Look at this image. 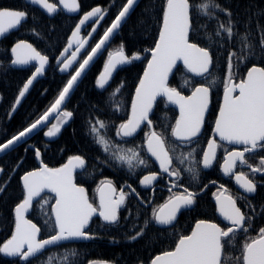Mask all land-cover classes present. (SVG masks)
I'll return each instance as SVG.
<instances>
[{
  "label": "trees",
  "instance_id": "16d2710c",
  "mask_svg": "<svg viewBox=\"0 0 264 264\" xmlns=\"http://www.w3.org/2000/svg\"><path fill=\"white\" fill-rule=\"evenodd\" d=\"M126 0H78L80 13H83L97 4H101L105 14L104 20L95 34L92 43L78 59L77 63L66 72H59L54 65L55 60L64 47L68 35L74 27L77 18L58 14L52 18L44 16L37 9L25 4L24 0H0V9H20L28 13L27 19L21 24L17 32L12 33L0 41V144L5 143L13 135L18 134L31 123L43 115L51 104L58 98L71 74L83 61L94 44L107 29L115 16L121 10ZM190 5V42L213 49L214 60L210 75L196 77L179 66L168 82L170 87L177 88L181 94H189L195 86L209 84L211 105L205 120L203 133L195 143L188 148H182L171 138V128L174 126L176 114L163 99H159L150 116L153 130L167 136L169 146L179 145L173 155L171 168L180 171L189 167V162L181 164L175 157L181 152H188L195 148L194 156L197 161L201 151L211 133L212 120L218 107L221 92L227 80L228 53L236 50L241 53L243 43L251 48L245 52L253 53L242 62L233 57V79L240 80L246 71L252 67L264 68V0H189ZM166 0H140L138 5L122 25L108 48L92 65L82 81L78 84L63 111H72L73 117L69 123L61 128V132L53 138L44 135L47 127L35 134L26 143L0 157V246L6 243L14 231V208L24 199V190L19 178L37 168L34 159L35 151L39 150L41 162L48 168H59L69 158L79 155L85 160V168L75 175V183L93 194L96 188L109 182L117 189L131 185L136 191L139 188V179L154 170L153 164L143 151V141L147 128L137 136L122 138L117 136L119 125L129 118L133 94L144 72L149 56L147 51L154 48L158 38L163 18V8ZM208 4L207 10L198 6ZM219 5L220 9L215 6ZM224 10L230 11L227 15ZM211 13L212 15H208ZM233 25V38L227 39V34L215 36L221 23ZM211 35L212 43L208 37ZM247 36V40L243 38ZM30 43L42 55L49 58V65L44 73L30 86L21 103L15 105L16 98L24 83L34 72V66L24 69L10 67L9 48L16 41ZM219 40L223 47L216 41ZM123 48L125 55L139 56L131 60L114 74L110 84L105 89L96 85L97 77L103 69L109 52L120 51ZM113 53V52H112ZM191 83L185 86V80ZM119 88V92L116 89ZM62 111V112H63ZM62 112L59 113V117ZM104 121L106 128H99L96 121ZM96 127L101 136L107 138L110 145H120L123 149L135 148L142 158L148 160V166L129 169L126 164H119L110 159V152L106 153L103 147L96 143V136L90 129ZM30 144L32 149L27 148ZM184 149V150H183ZM107 161V163H105ZM199 175L193 181H185V177H193L187 171L178 176L183 185L191 190H199L209 179L210 173H202L199 165ZM125 204L118 209L119 221L116 224H105L94 219L86 232L94 238L86 243H68L49 248L35 258L22 261L18 257H4L0 254V264H149L158 254L171 251L181 235H188L193 224L198 220L216 221L209 193L196 199L191 211L182 213L174 227L167 229L156 228L153 224V211L139 205L129 194ZM47 201V203H44ZM53 198L44 195L32 206L28 220L35 223L40 229V238L44 239L54 234L50 206ZM252 217L248 231L236 233L235 240L230 246L222 250L221 264H242L243 245L259 235L264 228V190H257L251 199L247 213ZM148 224L145 225V221ZM46 221H48L46 223ZM144 228V233L137 239L130 236Z\"/></svg>",
  "mask_w": 264,
  "mask_h": 264
},
{
  "label": "snow or ice",
  "instance_id": "6c2138e0",
  "mask_svg": "<svg viewBox=\"0 0 264 264\" xmlns=\"http://www.w3.org/2000/svg\"><path fill=\"white\" fill-rule=\"evenodd\" d=\"M28 2L38 5L50 15L57 11L56 4L49 2V0H28ZM136 3L137 0H126L111 25L103 32L100 41L91 48L87 57L79 63L74 74H71L70 79L67 80L51 107L35 122L24 128L23 131L0 144V152L10 149L34 130H38L47 124L50 114L60 109L66 98L69 97L74 85H77L79 79L86 72L89 64L102 53L110 37L115 34L123 22H126V18L134 10ZM60 4L71 13H75L79 9L77 0H60ZM191 7L189 0H166L159 37L155 47L151 49L152 58L148 61L143 77L135 89V96L131 105V116L126 122L121 123L117 129L118 137L132 138L143 122H147L148 127H153L149 117L153 102L156 101L157 97H164L169 103L178 105L180 112L179 118L176 119L175 125L171 128V136L184 146L196 142L201 132L205 112L209 106L210 84L214 81H210L207 85L195 86L189 96L181 95L177 88L170 87L167 83L169 74L173 71L177 61H182L187 71L197 77L210 75L214 60L213 49L200 46L196 42H190ZM198 7L207 10L209 5L202 4ZM215 7L220 9L219 5ZM224 11L227 15H231L230 11ZM101 12L102 8L100 6L94 7L79 20L68 41L69 47L75 43L76 49L72 52L70 58L63 61L60 67L61 72H66L69 69L73 62L77 60L78 53L84 48V42L76 39L81 26ZM207 14L212 15L211 13ZM27 16L28 13L25 10L0 9V35L11 29H16L22 22L26 21ZM102 19L103 17L96 20L95 23L99 25ZM92 31H95V28ZM223 33L227 34L229 41L232 40L233 25L231 21L227 25L221 23L219 30L215 32V36L220 37ZM206 38L211 44V35ZM243 40L246 41L247 36ZM216 43L223 47L219 40ZM261 46L264 47V40H261ZM251 47V45L243 43L242 54L238 56L235 49L228 53L224 100L215 120L214 133L220 141L244 145V148L242 151L233 150L227 153L222 165L225 175L233 172L237 161L241 165L246 163V153L254 152L258 147L264 149V68L252 66L249 68L245 79H242L239 83L231 82L234 67L233 57H237V62L246 60L253 53L245 52L244 49ZM64 51L67 52L68 49L66 48ZM11 53L14 57L11 60L12 65H28L32 61H35L37 65L32 76L24 83L16 98L15 105H19L21 98L25 96L33 81L44 73L49 58L42 55L30 43L24 41L16 43L12 47ZM135 59H139V56L134 55L131 57V60ZM131 60L125 55L123 48L115 53L109 52L103 71L96 81L97 87L102 90L105 89L117 66L128 64ZM190 83L187 79L184 82L185 86H189ZM119 90L117 88L113 95L118 93ZM237 91L238 95H233ZM72 117V111H63L61 119L52 124L44 135L46 137L57 136L61 132L62 126L67 124ZM96 123L99 128L107 127L104 121L98 120ZM90 131L95 134L96 143L101 145L106 153L110 152V159L119 164H126L129 169L139 166L147 168L148 160L142 158L135 148L123 149L120 145H110L109 140L101 136L96 127H92ZM167 139L166 135L151 131L146 135V151L158 162L160 171L166 173L169 177H178L181 172L187 171L192 174L193 179H196L199 175L196 165L202 163L204 169H208L213 165L218 144L215 139H209L207 149L203 151L202 161L196 160L193 155L195 148H193L191 151L181 152L179 156L175 157L181 164L187 161L190 166L180 171L173 170L171 168L173 155H170V152L175 154L179 145L169 146ZM35 154L39 157V150H36ZM84 167L85 160L76 155L60 168L53 169L43 166L38 170L29 171L21 177L25 196L23 201L15 208V232L6 243L0 246V253H4L9 257H18L26 262L30 257H34L45 249L46 246L58 245L65 240L94 238L92 234L84 231L94 214L98 213L106 224L118 223V209L125 204L127 193L121 189L118 196L106 195L105 189L101 187L98 189L100 193L99 208L94 207L88 199L85 188L73 183V169ZM248 167L253 173L264 172V159L260 160V166L253 167L249 164ZM157 178V173L144 175L140 180V184L147 187ZM235 181L245 193L256 191V184L248 179L243 172L235 175ZM128 187L135 193L136 190L131 185H128ZM45 189L55 194V203L51 205V216L54 217V221H51V223L54 234L45 239H37L41 229L32 221L25 219L23 213L28 211L34 198L41 197V193ZM107 189L113 194L116 192V189L110 183L107 184ZM184 193L170 197L167 203L160 206L158 210H154L153 218L157 225L174 227L178 213L182 209H188L195 203L196 193L194 191L185 188ZM215 201L219 215L229 222L230 226L225 229L217 223L199 220L189 235L179 237L173 250L156 256L151 260V264H221L222 250L226 246L232 245L238 231H248V225L251 223L252 217L237 206V200L230 194L216 196ZM44 203H47V201ZM147 224L148 221L146 220L145 225ZM144 230V228H141L135 235L130 236V239L139 238L143 235ZM242 260L243 264H264V228L259 230V235L256 238L243 245Z\"/></svg>",
  "mask_w": 264,
  "mask_h": 264
},
{
  "label": "flooded vegetation",
  "instance_id": "af4514ba",
  "mask_svg": "<svg viewBox=\"0 0 264 264\" xmlns=\"http://www.w3.org/2000/svg\"><path fill=\"white\" fill-rule=\"evenodd\" d=\"M97 3L99 2V1H101V0H95ZM24 2H25V0H24ZM49 2H51V3H54V4H56V6H57V11L54 13V15H52V16H47V15H45V14H43L40 10H38L37 8H35V7H33V6H31V5H29V4H27L26 2H25V4H27V5H29V6H31L32 8H34V9H37L38 11H40L44 16H46V17H48V18H52V17H54V16H56V15H58V14H64V15H66V16H68V17H75V18H77V21H76V23H75V25L77 24V22H78V19L83 15V14H85V13H87L88 11H90L92 8H94V7H97V6H100L101 8H102V6H101V4H97V5H95V6H93L92 8H90L89 10H87V11H85V12H83V13H80V10L78 9V11H77V14H69V13H67V12H65V10H64V8H63V6L60 4V0H49ZM77 3H78V0H77ZM104 13H103V11L100 13V14H98L97 15V17L94 19V21H92L91 23H89L88 25H86L85 27H84V29H82L81 31H80V40H82L83 42H84V40L86 39V38H88V41H87V43L85 44V46H84V50H83V52L81 53V54H79L78 55V57H77V60L70 66V67H72L73 65H75L76 63H77V61H78V59L81 57V55L85 52V50L89 47V45L92 43V41H93V38H94V36H95V34L98 32V30H99V27H100V25L102 24V21L104 20ZM101 17H103V19L101 20V22H100V24L99 25H97L96 23H95V21L96 20H98V19H100ZM114 20V19H113ZM22 23H24V22H22ZM112 23V22H111ZM110 23V24H111ZM96 24V27H95V31H92L93 30V28H94V25ZM75 25H74V27H75ZM21 26V25H20ZM20 26L18 27V29L20 28ZM110 26V25H109ZM108 26V27H109ZM73 27V28H74ZM73 28H72V30H73ZM18 29L17 30H15V31H12V32H10L9 34H7V35H5L4 37H2L1 39H0V41L1 40H3L4 38H6L7 36H9V35H11L12 33H15V32H17L18 31ZM71 30V31H72ZM71 31H70V33H71ZM70 33H69V35H68V37L70 36ZM103 35V34H102ZM101 35V36H102ZM101 38V37H100ZM99 38V39H100ZM68 39V38H67ZM98 39V40H99ZM19 41H21V40H19ZM16 42H18V41H16ZM16 42H14L13 44H15ZM24 42H26V41H24ZM66 42H67V40H66ZM98 42V41H97ZM96 42V43H97ZM112 42V41H111ZM28 43V42H27ZM95 43V44H96ZM12 44V45H13ZM94 44V45H95ZM111 44V43H110ZM109 44V45H110ZM12 45H11V47H12ZM65 45H66V43H65ZM64 45V46H65ZM108 45V46H109ZM10 47V48H11ZM94 47V46H93ZM10 48H9V51H10ZM64 48V47H63ZM62 48V49H63ZM108 48V47H107ZM75 49H76V46L71 50V52L72 51H75ZM62 51V50H61ZM71 52L69 51V53L67 54V56L63 59V61L65 60V59H67V58H69L70 57V54H71ZM146 53V52H145ZM60 54V53H59ZM9 56H10V54H9ZM58 57V56H57ZM57 59V58H56ZM108 59V58H107ZM107 59H106V61H107ZM56 61V60H55ZM63 61L61 62V63H59L58 65H56L55 63H54V65L56 66V67H58V71H59V68H60V66L62 65V63H63ZM106 61H105V63H106ZM10 62H11V58H10ZM104 63V64H105ZM49 65V64H48ZM11 67V66H10ZM69 67V68H70ZM34 68H35V66H34ZM251 68V67H250ZM21 70V69H20ZM60 72V71H59ZM245 75V74H244ZM32 76V75H31ZM41 77V76H40ZM244 77V76H243ZM98 78V77H97ZM243 79V78H242ZM242 79H240V80H237V81H235V80H232L234 83H237V82H239V81H241ZM222 92H223V90H222ZM222 92H221V96H222ZM190 94V93H189ZM189 94H186V95H184V96H187V95H189ZM183 95V94H182ZM233 95H236V93H233ZM221 96H220V99H219V103H218V107H217V109H216V112H215V115H214V118H213V120H212V126H211V133H210V135L208 136V138H207V141H206V143H205V145H204V147H203V149H202V151H201V154H200V157H199V161H202V157H203V151L204 150H206V148H207V144H208V140L209 139H215L216 141H217V144H218V148H217V150H216V157H215V159H214V161H213V165L210 167V168H208V169H204L203 168V166H202V163H200L199 164V168H200V170H201V172L202 173H210V175H209V177H210V179L199 189V190H191V188H188V190L189 191H194L195 193H196V198H195V202H196V199L198 198V197H200V196H202L203 194H205V193H209V196H210V200H211V204H212V207H213V212H214V215H215V219H216V221H213L214 223H217L221 228H227L228 227V225H226V224H224L223 223V221L219 218V216H218V214H217V210H216V205H215V203H214V200H215V197L216 196H219V195H222V194H224V195H228V194H230V195H232L236 200H237V206L238 207H240L241 208V210L243 211V212H245L246 214L248 213V210L250 209V202H251V199L252 198H254L255 197V194H256V192H257V190H258V188L260 189H263L264 190V172H257V173H253L252 171H251V169L248 167V165L250 164V165H252L253 167H258V166H260V160L261 159H264V149H261V148H257L254 152H251V153H246L245 154V158H246V163L245 164H243V165H241L240 164V162L239 161H237V164H236V166H235V168L233 169V172L232 173H230V174H228V175H225L224 173H223V170H222V165H223V163H224V159H225V156L227 155V153L229 152V151H233V150H238V151H242L243 150V148H244V146H239V147H234V146H231V145H229V144H224V143H221V142H219L214 136H213V134H212V130H213V126H214V123H215V120H216V116H217V113H218V109H219V105H220V101H221ZM210 100H211V97H210ZM167 104V103H166ZM168 105V104H167ZM170 108V107H169ZM171 109V108H170ZM173 110V109H172ZM210 110V109H209ZM175 112V111H174ZM209 112V111H208ZM175 114H176V112H175ZM207 115H208V113H207ZM207 115H206V118H207ZM206 118H205V120H206ZM176 119H177V115H176V118H175V121H176ZM70 121V120H69ZM54 122V121H53ZM53 122L51 123V124H53ZM51 124L50 125H48L47 126V129L51 126ZM204 124H205V121H204ZM174 125H175V123H174ZM144 128H147L148 129V131H147V133H146V135L147 134H149L151 131H154L153 130V128L151 127V128H149L147 125H145V126H143L141 129H140V131H138L133 137H135V136H137ZM203 129H204V126H203ZM202 133H203V130H202V132H201V134L199 135V136H201L202 135ZM198 136V137H199ZM48 138H53V137H48ZM171 138L173 139V141L174 142H176V144H179L182 148H188V147H190V145H188V146H184L183 144H181L179 141H176V139H174V137H172L171 136ZM145 141H146V136H145V139H144V141H143V144L145 143ZM24 144V143H23ZM27 146V145H26ZM143 146V145H142ZM184 150V149H183ZM143 151H144V148H143ZM144 153H145V151H144ZM146 155V154H145ZM147 157V156H146ZM148 158V157H147ZM148 160L153 164V166H154V170L153 171H151V172H149V173H147V174H145V175H148V174H150V173H157L158 174V178H157V180L156 181H154L151 185H149V186H147V187H143L141 184H140V180L143 178V176L139 179V188H138V190L137 191H135V193H133L132 191H131V189L128 187H126L127 185H125V186H123L122 188H120V189H117L116 187H114L112 184V186H113V188H115L116 189V192H115V194H113V195H116V196H118L119 195V193H120V190L121 189H123L124 191L125 190H128V192H129V194L135 199V201L139 204V205H141V206H143V207H148V208H150V209H152V211H153V217H154V210H158L159 209V207L160 206H162V205H164L165 203H167L168 202V200L170 199V197H172V196H175V195H180V194H185L184 193V189L185 188H187L185 185H183V183H182V181H180L179 180V182H180V184L178 183V177H169L166 173H162L160 170H158V168L156 167V165L148 158ZM240 172H243L244 174H245V176L248 178V179H251L255 184H256V191L254 192V193H244V192H241V191H239L236 187H235V185H234V183H233V179H234V177H235V175L236 174H238V173H240ZM81 173V172H80ZM80 173H78V174H80ZM77 175V174H76ZM186 182L187 181H189V182H191V181H193L194 179H193V177L191 178V177H189V176H186L185 177V179H184ZM104 183H109V182H104ZM104 183H102V184H104ZM76 184V183H75ZM102 184H100L97 188H96V190L94 191V193L93 194H91V193H88V192H86L87 193V196H88V199H89V201L91 202V203H93V205H94V207H97V208H99V206H98V198H97V190H98V188L102 185ZM77 185V184H76ZM78 186H80V185H78ZM223 186V187H222ZM225 189L227 190L226 192H225ZM44 196V195H43ZM49 196V195H48ZM42 197V196H41ZM40 197V198H41ZM50 197H52V196H50ZM53 198V197H52ZM54 203V198H53V202H52V204ZM51 204V205H52ZM194 205H195V203L189 208V209H185V210H182L180 213H179V215H178V217H177V220H178V218H179V216L182 214V213H184V212H188V211H191L193 208H194ZM121 207V206H120ZM50 208H51V206H50ZM50 216H51V214H50ZM52 219V218H51ZM94 219H98L99 221H101V222H103V223H105L104 221H102L100 218H98V217H95V218H93L92 220H91V222L94 220ZM176 220V221H177ZM176 221H175V223H176ZM199 221V220H198ZM154 218H153V224H154ZM197 222V221H196ZM195 222V223H196ZM209 222H211V221H209ZM174 223V224H175ZM194 223V224H195ZM91 224V223H90ZM106 224V223H105ZM193 224V225H194ZM90 226V225H89ZM155 226V225H154ZM156 227V226H155ZM193 227V226H192ZM89 228V227H88ZM156 228H158V227H156ZM168 228H170V227H168ZM159 229H167V228H159ZM192 229V228H191ZM88 230V229H87ZM86 230V231H87ZM238 232H240V231H238ZM189 234V233H188ZM48 238V237H47ZM41 239V238H40ZM45 239V238H44ZM88 241H89V239H88ZM87 241V242H88ZM178 241V240H177ZM86 243V242H85ZM177 243V242H176ZM173 250V249H172ZM162 254V253H161ZM159 255V254H158ZM157 256V255H156ZM154 258V257H153ZM152 258V259H153ZM151 259V260H152ZM150 263V262H149Z\"/></svg>",
  "mask_w": 264,
  "mask_h": 264
},
{
  "label": "water",
  "instance_id": "95a60500",
  "mask_svg": "<svg viewBox=\"0 0 264 264\" xmlns=\"http://www.w3.org/2000/svg\"><path fill=\"white\" fill-rule=\"evenodd\" d=\"M25 2H26L27 4H29V5H31V6H33V7H35V8H37L38 10H40L43 14H45V15H47V16H52V15H54V13L51 14V15L48 14L44 9L40 8L38 5H34V4L29 3L28 0H25ZM139 2H140V0H137V3L134 5V9H135V7L138 5ZM62 6H63V5H62ZM63 8H64V7H63ZM64 10H65V12H67V13H69V14H72V15H73V14H77V12H75V13L68 12L65 8H64ZM132 11H133V10H132ZM132 11L130 12V14L132 13ZM88 12H89V11H88ZM85 14H86V13H85ZM130 14H129V15H130ZM129 15H128V17H129ZM83 16H84V14L78 19V22H79V20H80ZM96 17H97V16H96ZM96 17L91 18L89 21H87V22L85 23V25H82L80 31H81L82 29H84V27H85L86 25H88L89 23H91L92 21H94V19H95ZM128 17H127V18H128ZM127 18H126V20H127ZM78 22H77V23H78ZM124 23H125V22H123L122 25H123ZM162 23H163V18H162V22H161L160 28L162 27ZM76 25H77V24H76ZM76 25H75V27L73 28V30L71 31L70 36H69L68 39H67L66 45L64 46V48L62 49V51L60 52V54H59L58 57H57V59H56V61H55V64H56V65H58L59 63H61V62L63 61V59L67 56V54L69 53V51L71 52V50L76 46L75 43H73V44L71 45V47H69V44H68V41H69V39L71 38V34H72V32L75 30ZM110 25H111V24H110ZM122 25H121V27H122ZM18 27H19V26H18ZM18 27H17L16 29H11V30H9L7 33H4L3 35H0V39H1L2 37H4L5 35L9 34L10 32L17 30ZM95 27H96V24L94 25V28H95ZM121 27H120V28H121ZM120 28H119L118 30H116L115 34H114L112 37H110L109 41L105 44V46H104V50L102 51V53L107 49L108 45H109V44L111 43V41L115 38V36H116V34L118 33V31L120 30ZM159 31H160V30H159ZM101 37H102V36H101ZM158 37H159V34H158ZM76 39H79V40H80V32H79L78 36L76 37ZM100 39H101V38H100ZM100 39L98 40V42L100 41ZM157 40H158V38H157ZM87 41H88V38H86V39L84 40V46H85V44L87 43ZM18 42H20V41H18ZM18 42H16V43H18ZM98 42H97V43H98ZM16 43H15V44H16ZM26 43H27V42H26ZM15 44H13L12 47H13ZM94 46H95V45H94ZM12 47L10 48V51H9V54H10V58H11V60L14 58L13 55H12V53H11V49H12ZM154 47H155V46H154ZM66 48L68 49L67 52L64 51ZM83 50H84V48L81 49V52L78 53V55L81 54V53L83 52ZM90 51H91V50H90ZM90 51H89V52H90ZM72 52H73V51H72ZM72 52H71V54H72ZM61 53H63V55H61ZM102 53H101V54H102ZM146 53H147L148 56H149V59H148V61H149V60L152 58V56H151V50L147 51ZM71 54H70V57H71ZM101 54H99L96 58H94V60L89 64L88 68L86 69V72H85V73L82 75V77L79 79L77 85H74V88H73V90L70 92L69 97L66 98L65 102L61 105L60 109H58L57 111H55V112H53V113L50 114V116H49V118H48V121H47V124L44 125V126H42L41 128H39L38 130H34L29 136L24 137L19 143L14 144L10 149H8V150H6V151H4V152H0V157L3 156V155H5V154H7L8 152L14 150L15 148H17V147L20 146L21 144L26 143L30 138H32V137H33L35 134H37L38 132L44 130L48 125H50V124L56 119V117L58 116V114H59L60 112L63 111L64 106L66 105V103H67L68 100L70 99L71 95L73 94V92H74V90L76 89V87L78 86V84L82 81V79L84 78V76L86 75V73L89 71V69L92 67V65L98 60V58L101 56ZM78 55H77V57H78ZM70 57H69V58H70ZM86 57H87V55H86ZM86 57H85V58H86ZM85 58H84V59H85ZM148 61H147V64H148ZM106 62H107V61H106ZM73 63H74V62H73ZM48 64H49V63H48ZM48 64L45 65V70H46V68L48 67ZM147 64H146L145 69L147 68ZM125 65H126V64H125ZM125 65H118V66H117V69H116V70L114 71V73H113V76H114V74L116 73V71H117L119 68H122V67H124ZM10 66H11L12 68H14V69H24V68H27V67H29V66H35V67H36L37 65H36V62H35V61H32V62H30L28 65H12L11 62H10ZM61 66H62V65H61ZM61 66H60V67H61ZM179 66H181V67H183L184 69H186L182 61H177V64L174 66L173 71L169 74V77H168V81H167V83H168L169 80L171 79V77H172L174 71L176 70V68L179 67ZM145 69H144V71H145ZM186 70H187V69H186ZM248 70H249V69H248ZM248 70L246 71V73H245L243 79L246 78ZM59 71H60V68H59ZM102 71H103V69H102ZM102 71H101V72H102ZM60 72H61V71H60ZM101 72H100V73H101ZM189 73H190V72H189ZM73 74H74V73H73ZM143 74H144V72H143ZM143 74H142L141 78L143 77ZM190 74L193 75V76H195V75L192 74V73H190ZM40 76H41V75H40ZM40 76H38L36 79H38ZM113 76L110 78V82H111ZM196 77H197V76H196ZM98 78H99V76H98ZM98 78H97V79H98ZM141 78H140V79H141ZM36 79H35V80H36ZM35 80H34V81H35ZM34 81H33V82H34ZM110 82H109V84H110ZM231 82L234 83L233 81H231ZM239 82H240V81H239ZM239 82H237V83H239ZM109 84H108V85H109ZM138 84H139V83H138ZM108 85H106V87H108ZM30 86H31V85H30ZM137 86H138V85H137ZM29 88H30V87H29ZM193 90H194V89H193ZM193 90H192V91H193ZM192 91L190 92L189 95H191ZM234 93H236V95H238V91H237V92H234ZM181 95H182V94H181ZM189 95H187V96H189ZM134 96H135V92H134V94H133L132 101H133V99H134ZM159 99H163V100L168 104V106L176 112L177 119H178V118H179V115H180L178 105H175V104H171V103H169V102L167 101V99L164 98V97H157L156 101L153 102V107H152V109H151V111H150V113H149V117H150L151 114L153 113L154 108H155V104H156V102H157ZM223 100H224V89H223V92H222V96H221V101H220L219 108H220V106L222 105ZM131 105H132V103H131ZM210 105H211V100H210V94H209V106H208V109H207L206 112H205L204 121H205L206 115H207V113H208V111H209V109H210ZM218 114H219V109H218L217 116H218ZM130 116H131V107H130L129 118H130ZM217 116H216V118H217ZM129 118H128V119H129ZM68 123H69V121H68ZM68 123H67V124H68ZM67 124L63 125L62 127H65ZM145 125H147V122H143V123L141 124V127L137 130V132L140 131V129H141L143 126H145ZM147 126H148V125H147ZM203 126H204V122H203L202 127H201V132H202V130H203ZM214 127H215V123H214L213 130H212V134H213V136H214L219 142L224 143V144H229V143L226 142V141H220V140H219V137L214 133ZM149 128H150V127H149ZM22 131H23V130H22ZM201 132H200V134H201ZM135 134H136V133H135ZM135 134H134V135H135ZM200 134H199V135H200ZM174 139H175V138H174ZM229 145L234 146V147L244 146V145H238V144H229ZM26 147L32 149V146H31L30 144H27ZM143 148H144V151H145L146 156H147V157H148V158H149V159H150V160L156 165V167L158 168V170H160L158 162L155 161V158L151 157L150 154H148L147 151H146V141H145V143L143 144ZM206 149H207V148H206ZM35 152H36V151H35ZM34 159H35V162H36V164H37V168L34 169V170H38V169H40L41 167L44 166V165L42 164V162H41V156H40V155H39V157H37L36 154H35V155H34ZM69 159H70V158H69ZM69 159H68L63 165H65V164L69 161ZM63 165H62V166H63ZM62 166H60V167H62ZM60 167H59V168H60ZM84 168H85V167H84ZM84 168H76V169H73V172H72L73 183H75V175L78 174V173H80V172H82V171L84 170ZM34 170H32V171H34ZM1 173H2V171H0V176H1ZM23 175H24V174H23ZM23 175H22V176H23ZM22 176H21V177H22ZM21 177L19 178V183H20V185H21L22 188H23V184H22ZM233 183H234L235 187H236L239 191L244 192L243 189H241V188L239 187V185L236 183V181H235V177H234V179H233ZM107 184H108V183H104V184H102L98 189H100L101 187H103V188L105 189V193H106V195H113V193L110 192V191L107 189ZM150 185H151V184H150ZM77 186H78V185H77ZM148 186H149V185H148ZM126 187L128 188V186H126ZM143 187H145V186H143ZM23 190H24V189H23ZM244 193H245V192H244ZM86 194H87V193H86ZM43 195H49V196H52L53 198H54V196H55L54 193H51V192H49V191L46 190V189L41 193V196H43ZM24 196H25V191H24ZM39 198H40V197L34 198L33 203L29 206L28 211H26V212L23 213V216H24L25 219L28 220V215L30 214V212H31V210H32V206H33V204H34ZM97 198H98V206H99V203H100V193H99L98 190H97ZM22 201H23V200H22ZM22 201H21V202H22ZM21 202H20V203H21ZM20 203H18V204H20ZM54 203H55V199H54ZM54 203H53V204H54ZM214 203H215V205H216V201H215V200H214ZM18 204H17V205H18ZM17 205H16V206H17ZM16 206H15V208H16ZM190 207H191V206H190ZM190 207H189V208H190ZM15 208H14V231H13V234H14V232H15V226H16V214H15ZM189 208H188V209H189ZM182 210H185V209H182ZM182 210H181V211H182ZM216 210H217V205H216ZM50 214H51V208H50ZM217 214H218L219 218L223 221L224 224L230 226V225H229V222L225 221V220L219 215L218 211H217ZM178 215H179V213H178ZM95 217L100 218L99 215H98V213H97V214H94L93 217L90 219L88 225H87L86 228L84 229V231H86V230L88 229V227H89V225H90V223H91V220H92L93 218H95ZM177 217H178V216H177ZM51 218H52V221H54V217L51 216ZM100 219L102 220V218H100ZM102 221H103V220H102ZM105 223H106V222H105ZM174 223H175V222H174ZM195 224H196V223H195ZM195 224L193 225L192 229L195 227ZM154 225H155L156 227H158V228H168V227H169V226H160V225H157L155 222H154ZM192 229L190 230L189 234L191 233ZM13 234H12V236H13ZM189 234H188V235H189ZM12 236H11V237H12ZM11 237H10V238H11ZM37 239H40V233H38V235H37ZM87 241H88V239H82V238H81V239H71V240L61 241L58 245L68 244V243H85V242H87ZM177 242H178V241H177ZM58 245L46 246L45 249L41 250L40 253H37L34 257H30L29 259H31V258H35V257H37L38 255H40L42 252H44L45 250H47V249H49V248H52V247H55V246H58ZM174 247H175V246H174ZM173 249H174V248H173ZM0 254H1L2 256H4V257H9V256H7V255L4 254V253H0ZM162 254H163V253H162ZM162 254H159V255H162ZM157 256H158V255H157ZM155 257H156V256H155ZM155 257H154V258H155ZM9 258H12V257H9ZM154 258H153V259H154ZM221 260H222V256H221ZM95 264H108V263H95ZM149 264H151V261H150ZM242 264H243V260H242Z\"/></svg>",
  "mask_w": 264,
  "mask_h": 264
},
{
  "label": "rangeland",
  "instance_id": "374dc122",
  "mask_svg": "<svg viewBox=\"0 0 264 264\" xmlns=\"http://www.w3.org/2000/svg\"><path fill=\"white\" fill-rule=\"evenodd\" d=\"M118 51H119V50H118ZM112 52L115 53V52H117V50H116V51H112ZM61 116H62V114L54 120L53 124L57 123V122L61 119ZM51 125H52V124H51ZM50 127H51V126H50ZM47 130H48V129H47Z\"/></svg>",
  "mask_w": 264,
  "mask_h": 264
}]
</instances>
